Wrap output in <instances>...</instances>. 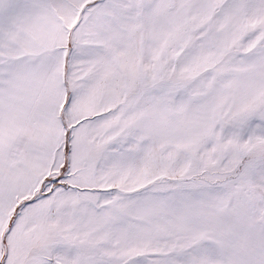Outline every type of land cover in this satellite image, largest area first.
<instances>
[{"label": "snow or ice", "instance_id": "obj_1", "mask_svg": "<svg viewBox=\"0 0 264 264\" xmlns=\"http://www.w3.org/2000/svg\"><path fill=\"white\" fill-rule=\"evenodd\" d=\"M0 264H264V0H0Z\"/></svg>", "mask_w": 264, "mask_h": 264}]
</instances>
